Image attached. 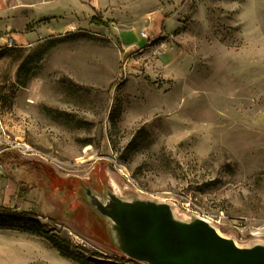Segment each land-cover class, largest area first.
<instances>
[{
	"label": "rangeland",
	"instance_id": "1",
	"mask_svg": "<svg viewBox=\"0 0 264 264\" xmlns=\"http://www.w3.org/2000/svg\"><path fill=\"white\" fill-rule=\"evenodd\" d=\"M0 37V139L34 151L0 156V264H145L83 186L264 245V0H0Z\"/></svg>",
	"mask_w": 264,
	"mask_h": 264
},
{
	"label": "water",
	"instance_id": "2",
	"mask_svg": "<svg viewBox=\"0 0 264 264\" xmlns=\"http://www.w3.org/2000/svg\"><path fill=\"white\" fill-rule=\"evenodd\" d=\"M82 194L110 242L126 258L145 264H264V245L241 248L206 220L182 221L168 203L124 200L112 191L100 200L89 187Z\"/></svg>",
	"mask_w": 264,
	"mask_h": 264
},
{
	"label": "built area",
	"instance_id": "3",
	"mask_svg": "<svg viewBox=\"0 0 264 264\" xmlns=\"http://www.w3.org/2000/svg\"><path fill=\"white\" fill-rule=\"evenodd\" d=\"M3 45H6V47L15 46L12 39H8L7 37H0V47ZM1 131L2 138L0 139V156L7 151H15L23 156H31L34 154L33 148L27 142L21 139L12 140L6 135L2 128ZM16 214H20V212Z\"/></svg>",
	"mask_w": 264,
	"mask_h": 264
},
{
	"label": "trees",
	"instance_id": "4",
	"mask_svg": "<svg viewBox=\"0 0 264 264\" xmlns=\"http://www.w3.org/2000/svg\"><path fill=\"white\" fill-rule=\"evenodd\" d=\"M10 214L14 217H18V218H22L24 217V214L20 213V214H16L14 211L13 212H10ZM45 238L50 241L51 243H53V245L59 250V252L61 253V255L63 257H66V258H71L70 254L68 251L65 250V245L64 242L60 241L59 239L57 238H53V237H49V236H45ZM72 259V258H71ZM76 259V258H73V260ZM81 263H84V262H81Z\"/></svg>",
	"mask_w": 264,
	"mask_h": 264
}]
</instances>
